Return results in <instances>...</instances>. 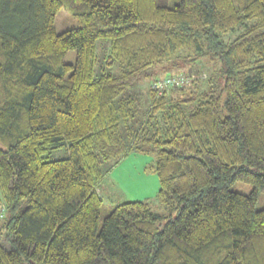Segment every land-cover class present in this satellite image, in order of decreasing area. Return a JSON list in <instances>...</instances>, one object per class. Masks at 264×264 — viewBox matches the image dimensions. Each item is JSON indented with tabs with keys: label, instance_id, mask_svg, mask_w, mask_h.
I'll list each match as a JSON object with an SVG mask.
<instances>
[{
	"label": "trees",
	"instance_id": "trees-1",
	"mask_svg": "<svg viewBox=\"0 0 264 264\" xmlns=\"http://www.w3.org/2000/svg\"><path fill=\"white\" fill-rule=\"evenodd\" d=\"M61 8L76 26L58 33ZM168 62L190 83L150 79L133 125L126 90ZM131 153L154 157L162 211L101 220V180ZM263 192L264 0H0V264H264Z\"/></svg>",
	"mask_w": 264,
	"mask_h": 264
},
{
	"label": "rangeland",
	"instance_id": "rangeland-1",
	"mask_svg": "<svg viewBox=\"0 0 264 264\" xmlns=\"http://www.w3.org/2000/svg\"><path fill=\"white\" fill-rule=\"evenodd\" d=\"M76 26V22L73 17L63 8H61L55 18V30L56 32H62L68 28ZM240 29L222 35V38L225 40L233 39L238 35ZM110 48L109 39H100L97 41V64H96V73L103 74L108 73L113 69H109V66H106V61L108 59L107 55ZM75 51L68 50L63 58V61L69 64H74L75 62ZM214 68L221 67L220 62H216ZM168 62L164 67H157L153 70V73L150 77H141L134 83L125 93H134L137 95L136 103V115L130 123L137 125L142 121L144 113L147 111V108L150 103L149 92H148V82L150 79L158 76H166L176 74L181 72L184 66L174 67ZM211 65L206 61V59H201L197 64V68L194 69V74L199 77L202 88L206 87L205 77L208 75L211 70ZM184 75L185 79L183 80V85L189 84L191 77L186 74ZM220 76L217 75L216 80L218 81V86L221 85ZM136 127V126H135ZM69 155L67 147L60 149H54L49 151L46 154L47 159H57L65 158ZM152 155H144L139 153H131L127 155L122 161L115 164L114 167L109 171L107 176L103 178L101 187L97 189L98 193L102 195V208H101V220L112 207L116 204L127 200H144L148 199L151 203V207L155 212L162 211V208L156 200L157 190H158V179L154 171L148 168V165L152 163ZM104 166V165H103ZM235 190H238L243 193H248L251 189L250 185L237 183L234 186ZM258 207L264 206V192L260 195ZM0 213H4V206H0ZM1 223V222H0Z\"/></svg>",
	"mask_w": 264,
	"mask_h": 264
},
{
	"label": "built area",
	"instance_id": "built-area-1",
	"mask_svg": "<svg viewBox=\"0 0 264 264\" xmlns=\"http://www.w3.org/2000/svg\"><path fill=\"white\" fill-rule=\"evenodd\" d=\"M184 80V76L181 75H171L165 76L162 79H159L154 82L153 89L158 91V94L162 92L163 89H168L171 86L180 85V83Z\"/></svg>",
	"mask_w": 264,
	"mask_h": 264
},
{
	"label": "bare ground",
	"instance_id": "bare-ground-1",
	"mask_svg": "<svg viewBox=\"0 0 264 264\" xmlns=\"http://www.w3.org/2000/svg\"><path fill=\"white\" fill-rule=\"evenodd\" d=\"M184 79H185V77H184ZM180 85H183V81L180 83Z\"/></svg>",
	"mask_w": 264,
	"mask_h": 264
}]
</instances>
